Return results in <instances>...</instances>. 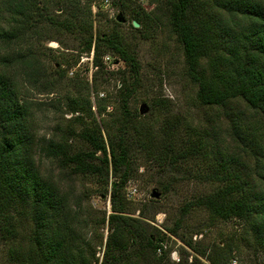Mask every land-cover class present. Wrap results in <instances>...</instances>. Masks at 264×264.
I'll list each match as a JSON object with an SVG mask.
<instances>
[{
  "label": "trees",
  "instance_id": "1",
  "mask_svg": "<svg viewBox=\"0 0 264 264\" xmlns=\"http://www.w3.org/2000/svg\"><path fill=\"white\" fill-rule=\"evenodd\" d=\"M150 1L154 4L151 10L141 6L137 10L121 0L117 18L125 20L124 11L128 9L134 13L131 27L139 30L135 21L145 26L153 13L164 11L170 30L183 47L187 73L197 86L196 98L200 105L225 109L231 103L240 102L264 113V0ZM93 19L90 2L51 13L48 5L40 7L37 0H0V238L9 244L10 261L173 264L164 243L169 239L166 232L185 240L180 231L194 207L205 208L214 220L244 221L249 235L264 247V195L257 197V193H252L241 171L228 169L229 162L220 164L218 173L208 177L223 186L186 203L175 223L166 227V232L151 225L145 215L140 218L129 215L126 188L135 171L130 129L141 130L137 132L138 144L147 148L148 157L166 172L179 173L181 162L208 152L200 138L178 150L168 138L171 135L167 129L163 132L166 135L155 141L153 134L144 131L147 128L142 125L137 128L127 109L132 89L124 78L120 87L124 94L122 112L113 122L114 132L108 142L93 111L90 87L67 102V112L72 114L70 120L80 125L79 130L70 127L57 139L39 135L33 120L34 103L22 80L17 81L23 78L34 88L47 84L54 89L57 85L56 81L47 82L44 78L45 68L35 50L23 49L27 31L38 22L47 24L43 33L79 30L82 50L88 53L94 50L93 63L97 70L106 68V55L117 54L130 67L133 77L139 73V63L123 33L116 28L95 33ZM37 32L33 30V38ZM96 78L97 75L94 83ZM99 105L98 113H103L106 105ZM86 117H91L93 123H87ZM144 132H148L145 138L141 137ZM74 137L83 140L86 148L73 147L70 142ZM38 153L56 160L66 177L42 174ZM237 161L234 159V163ZM187 175L192 177L191 173ZM79 176L94 178L104 187V195L110 196L111 211L101 219L109 228L101 260L95 241L88 236L92 228L90 221L82 217L78 197L65 188L67 178ZM24 223L27 224L25 233ZM234 251L232 244L226 242L214 243L208 255L206 251L199 253L211 264H232ZM195 261L199 259L196 257Z\"/></svg>",
  "mask_w": 264,
  "mask_h": 264
},
{
  "label": "rangeland",
  "instance_id": "2",
  "mask_svg": "<svg viewBox=\"0 0 264 264\" xmlns=\"http://www.w3.org/2000/svg\"><path fill=\"white\" fill-rule=\"evenodd\" d=\"M120 1L110 0L112 4L106 6L104 0H37L40 7L48 5L51 13H61L62 7L71 9L77 4L85 6L90 2L94 18L93 31L105 32L114 28L121 31L139 63L137 77L132 76L130 67L117 54L106 55V68L97 70L93 63L94 50L90 53L82 50V34L79 30L43 33L47 24H35L24 37L27 42L23 43V49L35 50L45 68L44 78L48 79L47 82L56 81L57 85L54 89L47 84L34 88L23 78L17 81L22 80L28 97L34 103L33 120L39 135L45 139L53 136L57 139L70 127L79 130L80 125L70 120L72 114L67 112V102L70 97L84 93L90 87L93 111L97 122L101 124L103 137L108 142L114 132L111 129L113 122L122 112L124 94L120 87L124 78L132 89L127 109L134 117L137 128L140 129L141 125L147 128L144 131L153 134L155 141L166 135L163 132L167 129L171 135L168 138L178 150L186 148L182 146L189 147L192 140L200 138L208 152L181 162L179 173L166 172L148 157V149L138 144L137 132L141 130L136 132L130 129L135 171L126 188L130 200L129 215L138 218L145 215L151 225L166 232V227L175 223L186 203L223 186L217 180H208V177L215 176L220 164L227 162L230 171L233 168L236 172L241 171L252 193H257V197L264 195V113L240 102L231 103L225 109L200 105L196 98L197 86L187 73L183 47L170 30L164 11L153 13V18L145 26L139 25V30H135L131 27L133 12L125 9V20L117 18ZM124 1L137 10L139 6L146 10L154 7L150 0ZM33 30H38L34 38ZM60 62L63 64L60 65ZM95 75L97 78L94 83ZM99 104L106 105L103 113H98ZM143 104L148 107L145 114L140 113ZM86 121L93 123L91 117H86ZM166 121L168 128H164ZM148 132H144L141 137L145 138ZM70 143L76 149L86 148L85 142L78 137H74ZM37 157L42 174L66 177L56 160L44 153H38ZM234 159L238 160L237 163H234ZM66 183L65 188L72 190L73 195L78 197L83 210L82 217L90 221L92 228L88 236L95 241L97 256L101 260L109 233L108 223L102 224L101 219L111 211L109 193L105 196L104 187L92 177H70ZM26 225L22 227L24 233ZM93 228H96L95 231ZM166 233L169 239L164 243L173 264H211L199 252L206 251L208 255L214 243L226 242L235 248L232 264H264V247H260L259 241L249 235L244 221L237 218L214 220L205 208L194 207L186 216L180 231L184 233L185 240ZM8 249V242L0 238V264H19L10 261ZM196 257L200 262L195 261Z\"/></svg>",
  "mask_w": 264,
  "mask_h": 264
},
{
  "label": "water",
  "instance_id": "3",
  "mask_svg": "<svg viewBox=\"0 0 264 264\" xmlns=\"http://www.w3.org/2000/svg\"><path fill=\"white\" fill-rule=\"evenodd\" d=\"M134 25H135V27H138V26H139V23L135 21V22H134ZM147 111H148V107H147L145 104H143V105L140 107V113H141V114H145Z\"/></svg>",
  "mask_w": 264,
  "mask_h": 264
},
{
  "label": "built area",
  "instance_id": "4",
  "mask_svg": "<svg viewBox=\"0 0 264 264\" xmlns=\"http://www.w3.org/2000/svg\"><path fill=\"white\" fill-rule=\"evenodd\" d=\"M104 4H105L106 6H110L112 3L110 2V0H104Z\"/></svg>",
  "mask_w": 264,
  "mask_h": 264
}]
</instances>
